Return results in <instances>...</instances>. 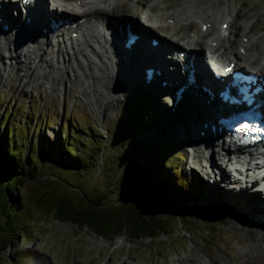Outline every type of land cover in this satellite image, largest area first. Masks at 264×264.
<instances>
[{
    "label": "rangeland",
    "instance_id": "1",
    "mask_svg": "<svg viewBox=\"0 0 264 264\" xmlns=\"http://www.w3.org/2000/svg\"><path fill=\"white\" fill-rule=\"evenodd\" d=\"M1 1L16 3L18 0ZM89 1L94 2L90 10L107 9L112 12L110 16L119 18L122 25L127 21L134 24L133 20H141L145 12L160 17H176L177 21L185 18L187 23H182L179 33L183 37L192 30L199 31L200 21L195 14L212 16L225 8L231 14L230 17L226 15L230 24L224 23L222 28L228 30L232 25L241 24L240 29L233 27L228 35L231 39L236 38L235 47L249 36L257 39L259 47L264 46V0ZM220 20L222 17L219 16L217 21ZM155 31L149 35L146 45L148 40L161 37V34L170 35L161 26H157ZM259 47L254 48L261 56ZM4 53L5 57L0 59V132L5 125L7 129L3 133L13 134L15 148L19 150L14 157L21 163L28 161V155L39 156L45 167L35 163L30 175L17 185L21 203L11 218L12 228H0V239H8L12 234L14 237L18 234V238L12 247L0 250V264H185L188 259L192 262L201 260L202 255L216 258L219 264H264L263 255L258 250L248 254L239 252L248 242L242 227L253 223L251 217L244 215L250 221L240 219L236 225L227 224L228 221L219 215L224 208L216 205L209 196L212 186L205 182V191L195 189L197 176L188 169L190 158L184 146L187 134L184 139L180 135L182 117L173 116L175 121L169 122L171 126L166 127V124L164 130L159 128L166 117L167 99L170 98L154 94L128 80L126 87L115 88V97H109L104 92V85L91 79L92 75L103 79V71L86 63L82 64V69H77L74 64L65 65L66 71H57V78L52 82L45 79V71L49 73L53 67H47L40 58H36V75L40 73L45 80L39 83L37 77L24 75L22 63L10 61L12 66L9 67L5 49ZM44 57L54 64L57 58L60 61L57 55L51 59L50 55ZM107 66L111 68L110 63ZM146 67L149 66L142 65L140 69ZM115 72L114 68L111 69L112 77L105 84L106 88L112 87ZM97 91H100L99 95ZM140 109L145 115L144 122H138ZM132 121L135 124L138 122L135 126L138 131L134 134L130 133ZM66 136H69L72 145L75 137L80 140L92 138L101 147L95 148V154L88 159L81 172L55 164L60 139ZM80 143L79 150L84 148ZM146 147L151 152L156 151L158 159L166 157L165 161L172 166L169 167L171 177L181 183L178 189L180 198L160 209L159 215L166 218L169 224L163 233L158 231L160 237L137 238L124 231L106 239L56 216L51 206L57 198L70 202L74 208L83 207L96 197L103 203L143 201L142 191L132 181L126 185L122 184L123 180L115 185L113 182L115 175H121L123 171L126 173L132 161L143 169L144 162L138 153ZM37 176H41L42 182ZM225 180L229 183L231 179ZM217 194L220 198H231L223 190ZM206 196L211 201H207ZM256 205L264 208V203L257 204L256 198L248 196L241 204L235 201L234 206L245 211ZM231 211L234 215L237 213L236 209ZM255 226L264 233L262 226L256 222Z\"/></svg>",
    "mask_w": 264,
    "mask_h": 264
},
{
    "label": "bare ground",
    "instance_id": "2",
    "mask_svg": "<svg viewBox=\"0 0 264 264\" xmlns=\"http://www.w3.org/2000/svg\"><path fill=\"white\" fill-rule=\"evenodd\" d=\"M93 3L94 2L89 0H32L29 4H26L23 0H18L16 3L1 1L0 36H3V38L0 37V59L5 57V49L9 67L12 66V62L10 61L22 63L24 69H21V71L24 72V75H30V77L34 78L37 77L36 81L39 80V83L45 80L41 78L40 73L36 75L35 71L38 70L34 63L36 58H40V61H43L47 67H53L49 73L48 70L45 71V74L47 73L45 79L52 82L57 78V71L64 69L65 65L74 64L77 69L78 67L82 69L81 66L83 63H86V65H94V68L103 71L105 76L103 79H98L92 75L91 79L100 81L99 83L104 85V92H107L109 97L114 96L115 88L126 87L127 80L132 81L134 84H138L140 87L143 86L147 88L148 85L144 82L143 77H136V73H134V71L140 69L143 64H149L145 61L147 56H144V54L136 56L132 53L130 56L123 58L127 53L111 44V42L106 39L104 32L106 27L111 29L112 22L118 21L119 18H112V16H110L112 12H109L107 9H97L98 11L90 10ZM19 7H23L24 12H22ZM16 8H19V13L14 14L13 11ZM61 12H63L64 17L75 21V25H70V34L73 35L75 32L70 40L71 46L69 47L68 44L64 45L61 42L51 44L49 37L52 38L53 35L49 32V29H46V36L43 35L39 40L35 38L36 27L43 22L45 17H47V15H57ZM149 13L150 14L146 12L142 13L143 18L141 20H133L134 25L139 30H142L145 37L152 35L155 28L159 25L169 31L170 35L161 34V42L166 44V49H171L173 54L176 53L179 55L181 51H184L183 56H186V59L189 58L193 60V66L198 70L196 79L197 88L190 86L189 90L191 93L196 92L197 96L199 94L201 95V97H197V105L195 106H193L189 100L186 101L185 98H188L187 92L183 94L184 99L175 103L172 97V90L175 86L173 83L174 79L172 73L168 69V66L171 65V61H155V65L151 64V66H154L160 71V75L154 76V82L152 84L155 90L153 89L154 91L152 92L157 95L167 94L166 98H170V100L167 99L169 102L166 104L168 107V110H166L167 112H165L166 117L160 122L159 128L164 130L166 124V127L171 126L169 122L174 123L175 121V119L172 118L173 116L179 115L182 117L183 128L180 130V135L183 139L185 138V134L190 135L189 141L187 138L185 139L187 142L184 146H186L185 150L190 158L188 161V169L197 176L194 185L195 189H197V191H205L207 185L205 182H208L212 186L213 191L209 193V196L211 200H214L213 202H215L216 205H220L224 208L223 212L219 215L228 221V223L226 222L227 224L236 225V221L240 219L248 220L244 215L251 217L253 223H249L242 227L248 242L239 252L248 254L252 250H258L262 253L264 259V233L255 226L256 222L264 228V208L262 209L256 205V207L243 211L238 210V207L234 206L235 201L241 204L242 201L247 200L248 196L256 198L257 204L264 203V174H261L264 172V165L261 166L259 163L253 162L255 159L253 155L249 160L247 155L251 153H243L241 151V153L236 152V154L235 151L228 150L223 154L220 152L221 149L217 150L210 136V130H208V127H206L207 129L202 127L204 122H209V120L212 119L213 111L207 107L202 109L207 94L201 89V85H206L204 74L209 71L208 67L210 66L214 71H223L225 67L231 64L233 66L232 69L235 67H242L249 69L256 75H264V46L262 45L263 47H259L260 45L258 46L259 42L257 43V39L253 36H249V38L247 37L235 47L236 38L231 39L228 35L232 32L233 27L240 29L241 24L232 25V27H228V30L227 28L223 29L222 25L224 23L230 24V20L227 17L228 14L229 17L231 16L225 8L220 12L217 11V13L212 16L206 15L201 17L200 14H195V18L200 21L199 31L195 32L192 30L188 32L186 37L179 35L182 23H187L185 18H182L181 21H177L175 19L176 17H160L152 12ZM219 16L220 18L222 17V20L217 21ZM28 17L30 22L26 23V18ZM218 24L220 27H218ZM3 25L7 26L5 30L2 28ZM203 26H205V30L202 29ZM23 35L28 38H22ZM244 36H246V34ZM260 36L261 35H259V37ZM2 40H4V42ZM179 41H181V43H179ZM224 41L226 43H224ZM238 47L242 50H239ZM251 47H255L256 49L259 47L261 56H259V50L256 51L255 48L252 50ZM178 48H180V50H177ZM44 55H50V59L54 58L55 55L58 57L60 56V61L59 58H57V63L54 64L51 60L45 58ZM20 57L21 59L24 57V59L21 60ZM94 59H98V61L96 60L95 63H92ZM108 63L111 65L110 69L108 66L106 67ZM172 63L176 65L178 61L173 60ZM60 64H63V66ZM113 68L116 72L115 76H113L112 87L106 88L105 84L109 82V78L112 77L111 69ZM4 69L7 70L6 67ZM64 71H66V69H64ZM162 81H166L167 83L172 82V85L162 86ZM214 84H216V81H214ZM130 92L132 93V91ZM99 94L100 91L98 92V95ZM116 100L119 102L118 99ZM197 128L199 132H204V137H201L199 132L195 134ZM196 166L199 167V169H197ZM228 168L230 172L227 171ZM225 178H230V182L226 183ZM218 182H221V184ZM217 184H219V186ZM219 190L227 192L231 198L226 199V197H218L217 192ZM238 192L242 194H238ZM232 196H237V198L234 199ZM206 198L207 201L210 200L209 197L206 196ZM235 209L237 213L234 215L231 210ZM185 264L219 263L216 261V258L202 255L201 260L192 262L188 259V262Z\"/></svg>",
    "mask_w": 264,
    "mask_h": 264
},
{
    "label": "trees",
    "instance_id": "3",
    "mask_svg": "<svg viewBox=\"0 0 264 264\" xmlns=\"http://www.w3.org/2000/svg\"><path fill=\"white\" fill-rule=\"evenodd\" d=\"M144 116L143 111L138 110V122H144ZM136 124L134 121L131 122L133 127L131 134L138 131V128H135ZM3 128L6 132L5 125ZM3 131L0 132V228H12L11 218L16 214L21 203L17 194L19 193L17 185L24 177L30 175L35 163L38 162L43 166L44 164L40 162L39 156L33 157L32 155L27 156L28 161L21 163L18 158L14 157L18 155L19 150L15 148L13 134L3 133ZM70 140L69 136L60 139V150L55 164H59V167L63 169H75L81 172L87 166L88 159L95 154V148L101 149V147L92 138L80 140L75 137L73 145ZM80 142L84 148L79 150ZM156 153L146 147L142 153H138L139 158L144 162L143 169L138 163L132 161L126 173L123 171L121 175L114 176V185L120 180H123V185L129 181L138 185L143 194V201L138 200L133 203L125 200L120 203L111 201L103 203L99 201V197H96L94 200L87 201L83 207L74 208L70 202L57 198L51 206L56 216L106 239L115 237L124 231L137 238L156 239L160 237L165 226L169 225L166 218L159 215L160 209L180 198L181 194L178 189L181 183L171 177L169 167L172 166L165 161L166 157L158 159L155 156ZM37 177L38 181L42 182L41 176ZM124 177L126 179H123ZM21 226L20 224L19 228ZM159 230L161 233H158ZM17 238L18 234H15V237L12 234L8 239H0V250L12 247Z\"/></svg>",
    "mask_w": 264,
    "mask_h": 264
},
{
    "label": "water",
    "instance_id": "4",
    "mask_svg": "<svg viewBox=\"0 0 264 264\" xmlns=\"http://www.w3.org/2000/svg\"><path fill=\"white\" fill-rule=\"evenodd\" d=\"M188 140L190 139V136H188V138H187Z\"/></svg>",
    "mask_w": 264,
    "mask_h": 264
}]
</instances>
